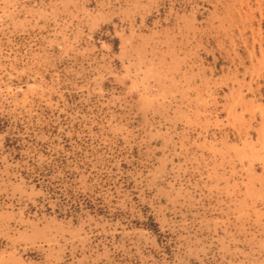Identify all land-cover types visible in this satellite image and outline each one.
I'll use <instances>...</instances> for the list:
<instances>
[{
	"label": "rangeland",
	"instance_id": "obj_1",
	"mask_svg": "<svg viewBox=\"0 0 264 264\" xmlns=\"http://www.w3.org/2000/svg\"><path fill=\"white\" fill-rule=\"evenodd\" d=\"M261 102L264 0H0V264H264Z\"/></svg>",
	"mask_w": 264,
	"mask_h": 264
},
{
	"label": "crops",
	"instance_id": "obj_2",
	"mask_svg": "<svg viewBox=\"0 0 264 264\" xmlns=\"http://www.w3.org/2000/svg\"><path fill=\"white\" fill-rule=\"evenodd\" d=\"M261 106L263 107L262 111L260 112V114H255L254 115H251L252 117L254 118H258L259 121L257 122L258 123V129L261 131L262 134H264V102H261Z\"/></svg>",
	"mask_w": 264,
	"mask_h": 264
}]
</instances>
